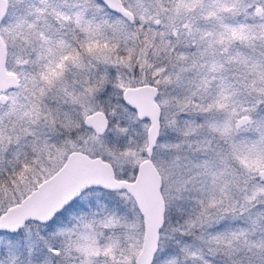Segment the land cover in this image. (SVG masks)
I'll return each mask as SVG.
<instances>
[{
  "label": "snow or ice",
  "instance_id": "obj_1",
  "mask_svg": "<svg viewBox=\"0 0 264 264\" xmlns=\"http://www.w3.org/2000/svg\"><path fill=\"white\" fill-rule=\"evenodd\" d=\"M0 264H264V0H0Z\"/></svg>",
  "mask_w": 264,
  "mask_h": 264
}]
</instances>
